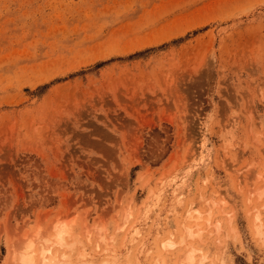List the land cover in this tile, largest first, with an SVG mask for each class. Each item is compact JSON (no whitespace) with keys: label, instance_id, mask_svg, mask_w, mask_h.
Here are the masks:
<instances>
[{"label":"rangeland","instance_id":"obj_1","mask_svg":"<svg viewBox=\"0 0 264 264\" xmlns=\"http://www.w3.org/2000/svg\"><path fill=\"white\" fill-rule=\"evenodd\" d=\"M198 190L205 264H264V0H0V264L57 222L58 260L151 264Z\"/></svg>","mask_w":264,"mask_h":264},{"label":"bare ground","instance_id":"obj_2","mask_svg":"<svg viewBox=\"0 0 264 264\" xmlns=\"http://www.w3.org/2000/svg\"><path fill=\"white\" fill-rule=\"evenodd\" d=\"M193 152H195V153H192V155H191L192 157L197 156V158L199 157L198 161H203L202 157L205 156V153H206L205 146L203 144L200 143V145H198L197 149L194 150ZM193 159L195 160V158H193ZM160 184L163 185L162 181ZM162 191H163V188L160 189V192H162ZM216 194H217V191H215L212 195H210V197H207L206 192L204 190L203 191L198 190V197H197L198 201H199L200 205H202V208H205V210L204 209L203 210L202 209H200V210L195 209L193 207L194 206L193 203H186V205H184L185 207L183 210L182 220L180 223V227H182L181 234H179V236L176 237L177 239L176 238L174 239L173 234L171 232H168L165 237H163L162 239H159L158 243H157V250L159 251L160 255L155 256L153 258V261L151 264H165V260H164L162 255L164 253L171 251V250H174L177 246H181V245L184 246L185 248L180 253V256H179L176 264H205V262L208 259L206 256L207 253L205 254L204 252L201 251L200 248H195L191 243H188L186 241L187 240H194L195 241V239L199 240L201 238V235L203 234V232L206 231V229H208V231H207L208 234H214V235L219 234L220 223L214 219L215 216L212 213V208L218 207V205H220L219 204L220 202L218 203V202H215V200H214V197ZM252 194H254L253 196H255V194H256L257 198L260 199L261 197L264 196V190L258 191L257 193L254 192ZM180 198L181 197L178 195L177 201H178L179 205L181 203ZM249 198H251V197H248L247 201H249ZM221 207L223 208L222 205H221ZM130 216H131V214H130ZM255 216L256 217H254L253 221L256 222L255 224H257V225H255L256 229L255 230L253 229V230H254L255 236L259 237L262 234L261 226L257 223V222H259L260 215H258L256 213ZM127 221H129L128 214L125 215V221L123 220V224L120 225L117 229L119 230L122 227H124V225ZM67 227H68L67 225L65 227L64 225H61V224L59 225V223L57 222V224L54 225V227H53L54 230H53V234L51 235V237L50 236H49V238L45 237L44 239L39 238V235H40L39 232H36L35 234L31 233L32 235H30V234H26L25 236L23 235L24 240H23V242H21V244L23 243L22 245H24V246L20 247L21 250H19V253H18L17 263L18 264H70V262H67L69 256L66 257L63 254V255H61L62 260H58L59 257L57 255L58 249L66 246V239H68L67 237H69V235H71V233H70L71 231L69 232V227L68 228ZM252 227H254V223H253ZM50 228H52V227L50 226ZM210 228H211V230L209 231ZM46 230H48V228ZM84 230L85 229L83 228V232L86 235L85 239L87 238L89 240L91 234L89 231H87V230L84 231ZM127 233H129V238H128L129 243L135 244L138 247H140L142 245L143 240L140 238L141 237L140 230L135 229L134 226L131 225L130 228L129 227L127 228ZM96 234L97 235L99 234V236H96L95 243L93 244V255L99 254L101 252L100 251L101 250V244L104 245V241H105L104 236H102V234H100L99 232H97ZM138 238H139V240H138ZM39 239L42 240L41 241L42 243L38 244V246H37V243H35V241L39 240ZM216 239H218V238H216ZM68 246L71 248L72 244L68 245ZM222 249H223V246L221 245V250ZM221 254H222V252L220 251L219 258L211 260V262H209V264H224L223 258L221 257ZM106 255L108 256V254H106ZM197 255H199V257H198L199 259L196 258ZM90 256L88 255V258H90L89 262L92 259ZM84 257H86V255H84V253H83L80 258L84 259ZM80 258H78V259H80ZM112 259H113V254H112V256H108L107 260L103 259L104 260L103 264H110ZM81 263L84 264L85 261L79 262V264H81ZM15 264H16V261H15ZM85 264H87V263H85Z\"/></svg>","mask_w":264,"mask_h":264},{"label":"snow or ice","instance_id":"obj_3","mask_svg":"<svg viewBox=\"0 0 264 264\" xmlns=\"http://www.w3.org/2000/svg\"><path fill=\"white\" fill-rule=\"evenodd\" d=\"M167 246V245H166Z\"/></svg>","mask_w":264,"mask_h":264}]
</instances>
